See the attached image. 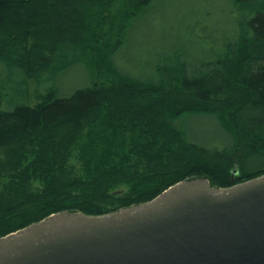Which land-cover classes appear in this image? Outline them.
<instances>
[{
    "label": "trees",
    "instance_id": "16d2710c",
    "mask_svg": "<svg viewBox=\"0 0 264 264\" xmlns=\"http://www.w3.org/2000/svg\"><path fill=\"white\" fill-rule=\"evenodd\" d=\"M115 1L0 0V63L41 81L91 56L99 79L0 107V238L58 213L146 204L191 179L224 189L264 175V0H225L227 23L208 37L204 60L166 54L136 75L113 57L154 0H130L111 44ZM197 114L215 116L232 145L189 142L175 121Z\"/></svg>",
    "mask_w": 264,
    "mask_h": 264
},
{
    "label": "water",
    "instance_id": "95a60500",
    "mask_svg": "<svg viewBox=\"0 0 264 264\" xmlns=\"http://www.w3.org/2000/svg\"><path fill=\"white\" fill-rule=\"evenodd\" d=\"M0 264H264V175L183 181L103 216L63 212L0 238Z\"/></svg>",
    "mask_w": 264,
    "mask_h": 264
},
{
    "label": "rangeland",
    "instance_id": "374dc122",
    "mask_svg": "<svg viewBox=\"0 0 264 264\" xmlns=\"http://www.w3.org/2000/svg\"><path fill=\"white\" fill-rule=\"evenodd\" d=\"M132 7L130 0H116L111 6L113 21L108 19L105 26L106 31L113 29L108 35L111 44L118 37L116 33L123 14ZM226 10L225 0H154L132 23L113 62L120 71L136 75L154 68L164 55L167 57L166 54L173 58L180 55L190 63L204 60L208 37L227 23V15L223 13ZM83 60L55 79L46 76L41 81H26L19 72L0 63V107L11 110L20 104L33 106L37 103V94L45 93L50 87H56L60 96L67 97L75 90L91 85V81H98L91 56ZM175 126L186 134L189 142L199 146L224 149L233 143L232 137L212 115H187L176 120ZM71 161L75 163L76 157ZM261 165V160H254L250 166ZM125 191L124 187L120 190Z\"/></svg>",
    "mask_w": 264,
    "mask_h": 264
}]
</instances>
